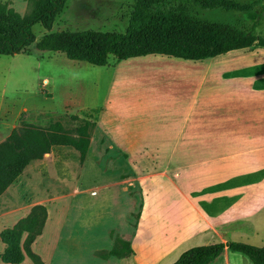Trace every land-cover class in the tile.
I'll use <instances>...</instances> for the list:
<instances>
[{"label":"crops","instance_id":"crops-1","mask_svg":"<svg viewBox=\"0 0 264 264\" xmlns=\"http://www.w3.org/2000/svg\"><path fill=\"white\" fill-rule=\"evenodd\" d=\"M123 64L150 68L154 99H108L72 112L67 82L61 104L75 120L94 109L85 118L94 124L90 137L135 163L141 209L126 240L131 253L114 264H172L191 248L257 234L264 224V48L200 61L148 55ZM69 149L77 152L52 146L44 157L55 160Z\"/></svg>","mask_w":264,"mask_h":264},{"label":"rangeland","instance_id":"rangeland-1","mask_svg":"<svg viewBox=\"0 0 264 264\" xmlns=\"http://www.w3.org/2000/svg\"><path fill=\"white\" fill-rule=\"evenodd\" d=\"M37 1L0 0V4L26 16ZM135 1L67 0L49 32L92 30L123 34ZM196 15L221 23L238 21L249 29L264 28V7L254 14L196 10ZM33 33L39 39L48 31L35 25ZM67 82L73 85L72 112L102 106L108 99L131 102L154 99L151 87L154 80L146 66L128 67L110 56L105 68L95 67L68 60L62 53L39 51L32 45L27 54L0 56V144L11 131L23 125L47 131L56 122L70 137L78 138L76 130L95 110H82L79 120L64 111L62 87ZM18 121L17 125L8 126ZM90 134L84 162L72 149L55 154V160L44 157L43 161L28 166L0 194V233L25 218L33 207L46 209L42 234L31 246L44 264H114L116 257L108 256V252L122 248L121 241L134 233L142 198L135 163L126 154L111 152L105 139L99 140L94 133L91 138ZM256 228L257 234L239 233L231 240L264 247V224ZM4 250L0 241V255ZM228 254L230 264H251L240 253ZM22 264L34 263L25 258ZM212 264H224V258L221 256Z\"/></svg>","mask_w":264,"mask_h":264},{"label":"trees","instance_id":"trees-1","mask_svg":"<svg viewBox=\"0 0 264 264\" xmlns=\"http://www.w3.org/2000/svg\"><path fill=\"white\" fill-rule=\"evenodd\" d=\"M67 0H38L33 10L20 16L0 4V56L27 54L35 45L39 51L58 52L68 60L95 67L108 65L110 56L118 61L148 55H163L200 61L234 50L264 48V28L221 23L199 18L196 10H220L226 13L254 14L264 7V0H136L129 14L125 33L99 31L49 32ZM40 25L48 33L36 39L33 27ZM262 27V25H260ZM94 124L86 121L76 130L78 138L66 134L59 122L44 131L30 125L14 129L0 144V194L10 187L33 161L41 160L52 146H71L84 162L89 134ZM47 219L43 206H35L13 227L0 233L5 246L0 255L3 264H22L29 258L44 264L31 246L42 234ZM114 248L108 256L126 257L129 243ZM248 258L251 264H264V247L241 242L216 243L191 248L172 264H211L224 249Z\"/></svg>","mask_w":264,"mask_h":264},{"label":"built area","instance_id":"built-area-1","mask_svg":"<svg viewBox=\"0 0 264 264\" xmlns=\"http://www.w3.org/2000/svg\"><path fill=\"white\" fill-rule=\"evenodd\" d=\"M44 88L47 86V80L43 81Z\"/></svg>","mask_w":264,"mask_h":264}]
</instances>
